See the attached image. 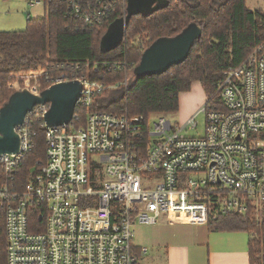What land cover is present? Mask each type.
<instances>
[{"label":"built area","instance_id":"1","mask_svg":"<svg viewBox=\"0 0 264 264\" xmlns=\"http://www.w3.org/2000/svg\"><path fill=\"white\" fill-rule=\"evenodd\" d=\"M113 3L67 0V16L98 24ZM14 76L33 82L22 90L36 95L42 80H77L81 91L69 122L47 126L49 104H38L15 128L17 152L0 154L6 264H138L134 224L162 217L207 224L237 215L264 227V39L224 71L218 96L180 126L163 114L151 122L94 109L107 86L83 74ZM200 113L203 133L183 134L196 128ZM33 122L44 130L46 160L20 183L18 170L35 143Z\"/></svg>","mask_w":264,"mask_h":264},{"label":"trees","instance_id":"2","mask_svg":"<svg viewBox=\"0 0 264 264\" xmlns=\"http://www.w3.org/2000/svg\"><path fill=\"white\" fill-rule=\"evenodd\" d=\"M41 1L46 6L43 17L27 18L22 30L0 31V108L27 84L20 79L16 89L14 75L43 71L49 76L83 74L107 86L94 109L145 118L174 113L179 110V94L189 91L194 81L201 83L206 101L215 99L216 84L224 71L241 64L264 39V9H249L246 0H223L217 5L212 0H195L193 4L187 0H151L128 16V0H113L112 10L93 25L67 16V0ZM121 19L126 23L120 42L105 50L103 37ZM192 23L198 24L202 32L184 61L161 74H136L135 67L146 48L159 38L178 35ZM129 72L132 79L125 85ZM40 82L42 92L49 84ZM80 116L83 121L84 110ZM31 128L35 143L18 170L20 183L38 169L37 162L46 160L44 130L37 122ZM2 181L4 175L0 171ZM207 228L210 232H258L259 239L248 241L249 264H264V227L249 218L220 215L209 221ZM134 251L139 256L138 250ZM0 264H6L1 212Z\"/></svg>","mask_w":264,"mask_h":264},{"label":"water","instance_id":"3","mask_svg":"<svg viewBox=\"0 0 264 264\" xmlns=\"http://www.w3.org/2000/svg\"><path fill=\"white\" fill-rule=\"evenodd\" d=\"M150 1L128 0L127 16L146 7ZM125 23L123 19L117 21V24L105 34L102 41L105 50L111 49L120 42ZM201 32V27L192 23L176 36L157 39L143 51L135 67L136 74H161L169 67L184 61ZM80 91V82L71 80L52 84L39 95L25 89L14 92L7 104L0 108V154L17 152L19 137L15 128L38 104H49L44 116L47 126L69 122Z\"/></svg>","mask_w":264,"mask_h":264},{"label":"crops","instance_id":"4","mask_svg":"<svg viewBox=\"0 0 264 264\" xmlns=\"http://www.w3.org/2000/svg\"><path fill=\"white\" fill-rule=\"evenodd\" d=\"M196 86L201 96L193 98L192 105L185 109L183 99ZM190 91L179 94V109L187 118L206 101L199 81L191 84ZM154 226L155 233L148 242L149 249L134 245L139 252L138 264H249V236L248 240L244 239L242 232H210L207 224L185 220L169 222L165 217ZM148 251L150 254L146 255Z\"/></svg>","mask_w":264,"mask_h":264},{"label":"rangeland","instance_id":"5","mask_svg":"<svg viewBox=\"0 0 264 264\" xmlns=\"http://www.w3.org/2000/svg\"><path fill=\"white\" fill-rule=\"evenodd\" d=\"M38 1V2H37ZM189 3L193 4L195 3V0H187ZM214 5L219 4L223 0H212ZM246 6L249 9L255 10V9H264V0H246ZM46 13V6L41 0H0V31H16V30H22L26 26V20L27 18L34 19V18H41ZM132 72H129L127 75V79H125V85L129 80L132 79ZM26 81L27 84L22 86L23 88L28 85H33V82L28 81L26 79H23ZM128 80V81H127ZM20 81H17L15 83H18ZM19 84L14 85L16 89H19ZM38 88L40 87L39 84ZM197 87V86H196ZM195 87V88H196ZM197 87L194 90V87L192 88V91H190L189 96H185L183 105L185 109H188L189 106H191L193 103V98H200L201 92ZM203 89V88H202ZM204 92V90H203ZM187 100V101H186ZM186 101V102H185ZM202 106V104L198 107V109ZM181 109V108H180ZM178 110L174 113H166L163 114L171 121V123L175 125H182L184 122L189 118H187L185 115H183V110ZM197 109V110H198ZM196 110V111H197ZM195 111V112H196ZM162 115V114H161ZM154 114L150 115L149 120L152 122L154 118ZM187 118V119H186ZM197 126L195 129H186V131H183V134L186 135H201L203 133L204 129V114L200 113L196 117ZM155 225V224H154ZM154 225L151 224H139L136 223L133 226L134 236H133V243L134 245H140V246H147L149 249L148 242L152 240V237L154 236ZM157 226V225H156ZM239 235V234H235ZM241 237L248 240V233L242 232ZM149 251L146 255H149Z\"/></svg>","mask_w":264,"mask_h":264},{"label":"bare ground","instance_id":"6","mask_svg":"<svg viewBox=\"0 0 264 264\" xmlns=\"http://www.w3.org/2000/svg\"><path fill=\"white\" fill-rule=\"evenodd\" d=\"M106 21V20H105Z\"/></svg>","mask_w":264,"mask_h":264}]
</instances>
